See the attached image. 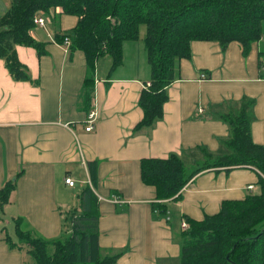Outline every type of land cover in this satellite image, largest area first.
Listing matches in <instances>:
<instances>
[{
	"label": "crops",
	"instance_id": "obj_1",
	"mask_svg": "<svg viewBox=\"0 0 264 264\" xmlns=\"http://www.w3.org/2000/svg\"><path fill=\"white\" fill-rule=\"evenodd\" d=\"M11 2L0 0V17ZM51 11L39 12L51 17L33 30L45 52L17 44L32 80L15 79L0 56V188L8 181L16 184L0 208V264H31L27 247L8 241L18 240L16 226L14 232L7 226L9 216L14 221L22 216L25 227L41 236H59L68 212L81 209L79 192L86 185L99 196L102 254L122 250L112 264H181V221L201 219L217 212L224 199L258 189L259 171L251 166L202 170L180 196L165 200L168 213L158 214L152 205L156 188L143 181L141 159L183 154L199 145L220 152L230 126L219 113L238 108L246 96L255 100L253 139L264 143V34L247 53L238 40L223 46L216 39H193L192 55L180 59L179 75L167 87L163 115L138 129L144 115L139 98L151 71L144 40L125 41L120 65L113 67L108 53L96 61L90 110L96 108L98 117L87 130L85 52L55 36L70 31L78 16L60 6ZM91 160H97L95 184ZM66 176L75 185L66 183ZM76 194L79 202L72 205Z\"/></svg>",
	"mask_w": 264,
	"mask_h": 264
},
{
	"label": "trees",
	"instance_id": "obj_2",
	"mask_svg": "<svg viewBox=\"0 0 264 264\" xmlns=\"http://www.w3.org/2000/svg\"><path fill=\"white\" fill-rule=\"evenodd\" d=\"M62 7L78 16L76 25L67 32L56 33L69 48L84 50L88 73L83 85L84 103L90 111L95 90L96 61L104 53L112 56V66L123 62L124 42L137 41L141 25L151 67L148 83L139 103L143 117L135 129L152 124L164 112L167 87L179 75V61L192 55L193 39H216L223 46L232 40L242 43L244 52L264 34V0H12L0 17V56L15 79L32 80L27 65L17 53V44L31 45L45 52L44 42L33 30L35 16ZM56 16V12H55ZM51 17V16H50ZM264 54V50L260 52ZM263 66L264 59H260ZM203 76L206 73L203 72ZM254 98H242L238 108L220 112L230 126L222 138L220 152L199 145L183 154L141 159V177L156 188L153 211L167 214L165 200L178 197L184 185L197 173L208 168L251 166L259 171L258 192L241 198L224 199L215 213L201 219L188 216L190 227L181 233V264H264V143L253 139L252 106ZM93 184L97 182V160L88 163ZM15 181L0 188V208L9 200ZM80 207L66 216L67 228L56 237L36 234L15 219L18 240L8 238L11 246L27 247L31 264H112L122 250L102 254L99 243V196L86 185L79 192ZM169 218V217H168Z\"/></svg>",
	"mask_w": 264,
	"mask_h": 264
},
{
	"label": "built area",
	"instance_id": "obj_3",
	"mask_svg": "<svg viewBox=\"0 0 264 264\" xmlns=\"http://www.w3.org/2000/svg\"><path fill=\"white\" fill-rule=\"evenodd\" d=\"M49 19H50L49 16L42 14V13H38L35 16L34 21L36 22V24L38 26H46ZM64 43L67 46L70 44L69 35L65 36ZM148 83H150V82H148ZM97 117H98L97 109L96 108L91 109L87 115V118H86V129L87 130H92L95 127ZM66 183H68L69 185H75V179L71 176H66ZM248 187L252 188L253 184H249ZM181 227H182V230L188 229L190 227L189 221L187 219H183L181 221Z\"/></svg>",
	"mask_w": 264,
	"mask_h": 264
},
{
	"label": "rangeland",
	"instance_id": "obj_4",
	"mask_svg": "<svg viewBox=\"0 0 264 264\" xmlns=\"http://www.w3.org/2000/svg\"><path fill=\"white\" fill-rule=\"evenodd\" d=\"M145 34H146V25L145 24H142L141 25V36H140V39H138V40H140V41H142L143 40V37L145 36ZM136 42V41H135ZM146 50V49H145ZM146 54H147V52H146ZM145 57V54H144V56L142 55V60H143V58ZM146 58H147V55H146ZM145 60V59H144ZM147 60H148V58H147ZM145 62V61H144ZM148 63H149V61H148ZM149 67H150V64H149ZM150 71H151V67H150ZM260 188V186L258 187V189ZM258 189H256V188H254V189H252V190H250V191H253V192H258L259 190ZM78 195L76 194V197H74V198H72L73 199V204L72 205H76V204H78V202H79V199H78V197H77ZM10 218H9V223H7V226H8V228H10L13 232H14V229H15V221L12 219V217L11 216H9Z\"/></svg>",
	"mask_w": 264,
	"mask_h": 264
}]
</instances>
